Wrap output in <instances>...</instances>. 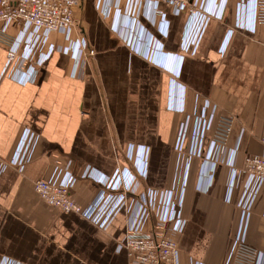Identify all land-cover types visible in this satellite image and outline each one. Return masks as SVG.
Returning <instances> with one entry per match:
<instances>
[{"label":"crops","instance_id":"crops-1","mask_svg":"<svg viewBox=\"0 0 264 264\" xmlns=\"http://www.w3.org/2000/svg\"><path fill=\"white\" fill-rule=\"evenodd\" d=\"M95 2L84 0L75 14L73 39L86 38L95 50L80 60L76 73L74 57L62 51L39 67L33 64L38 55L26 64L24 46L4 73L22 27L0 32V160L10 161L25 130L37 136L22 171L9 164L0 170V264L7 259L15 264H130L127 252L118 249L127 233L126 207L102 229L48 204L35 182L71 171L78 176L72 196L87 206L101 188L97 177L126 169L136 173L143 155L146 175L139 178V192L171 188L184 176L177 148L181 127L188 116L192 123L207 100L217 105L219 118L232 119L228 149L207 191L197 187L203 161L192 158L186 225L177 238L182 264H223L240 217L235 200L227 199L233 169L242 170L245 157L263 148L264 22L253 27L254 0H189V10L180 13L164 2L143 1L144 12L135 23L114 13L116 29ZM163 14L167 35L160 30ZM190 29L198 35L194 53L184 45ZM49 43L72 44L58 32ZM146 45L152 59L136 50ZM21 65L26 71L37 67L36 78L19 80L21 74L15 73ZM239 139L236 158L230 160ZM248 243L264 257V188L253 209Z\"/></svg>","mask_w":264,"mask_h":264},{"label":"built area","instance_id":"built-area-1","mask_svg":"<svg viewBox=\"0 0 264 264\" xmlns=\"http://www.w3.org/2000/svg\"><path fill=\"white\" fill-rule=\"evenodd\" d=\"M83 1L0 0L2 23L0 32L5 33L11 25L19 24L22 27L21 37L11 43L4 73H7L20 56V46L25 48L21 56L26 64L38 55L39 59L33 62L37 67L41 66L54 51L70 54L76 61V73L80 60L95 52L86 38L74 40L72 37L76 27L75 14ZM143 1L164 2L172 6L175 13L187 11L191 6L189 0H96L95 3L104 19L111 18L113 21L114 13L118 12L135 23L144 12ZM261 22H264V0H254L253 27ZM111 26L116 29L118 22H111ZM160 30L167 35L164 14ZM53 32L62 33L72 44L58 46L49 43ZM192 35L190 29L185 35L184 45L194 53L196 46H193V43L197 45L194 41L198 35ZM149 49L150 46L146 45L145 50L141 51L140 48L136 50L152 59V55L148 53ZM24 66L21 65L15 73L21 74L19 80L22 82L34 80L38 72L37 67L30 65V70L26 71ZM15 74L13 77L16 78ZM180 110L183 108L180 107ZM231 130L232 119L224 116L219 118L217 105L211 104L208 100L198 113L194 114L192 123L188 116L181 127L177 143V148L183 153L184 176L181 183L176 181L168 189H147L139 192L141 185L139 178L146 175L147 163V158L142 155L141 163L136 167L137 174L131 169H126L117 171L111 177L106 175L97 177L96 181L101 188L87 206L80 205L72 196L71 190L78 181V176L71 171L37 180L35 190L48 204L65 212L78 213L102 229L108 226L122 207H126L129 213L127 233L125 239L119 242L118 249L127 252L130 264H182L177 236L184 231L186 225L184 200L191 160L195 157L202 159L203 168L197 187L203 191L209 190L217 166L225 161L224 154L228 149ZM36 142L37 136L25 130L10 161L5 163L0 160V170L9 164L22 171L31 158ZM239 143L240 139L234 150H231L230 160H235ZM262 145L261 153L245 157L242 170L233 169L227 199L235 200L240 208V217L223 264H264L262 252L248 243L253 209L264 188V134ZM205 165L210 166V169L205 171ZM3 264L15 263L7 259Z\"/></svg>","mask_w":264,"mask_h":264}]
</instances>
